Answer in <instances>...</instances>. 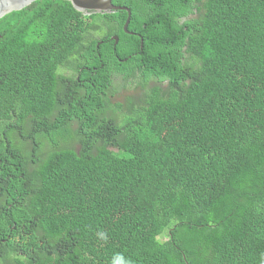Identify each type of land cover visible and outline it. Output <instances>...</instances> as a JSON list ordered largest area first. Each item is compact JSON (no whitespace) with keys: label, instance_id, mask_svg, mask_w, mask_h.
<instances>
[{"label":"trees","instance_id":"1","mask_svg":"<svg viewBox=\"0 0 264 264\" xmlns=\"http://www.w3.org/2000/svg\"><path fill=\"white\" fill-rule=\"evenodd\" d=\"M113 1L0 18V264H264V0Z\"/></svg>","mask_w":264,"mask_h":264},{"label":"water","instance_id":"2","mask_svg":"<svg viewBox=\"0 0 264 264\" xmlns=\"http://www.w3.org/2000/svg\"><path fill=\"white\" fill-rule=\"evenodd\" d=\"M37 0H0V18L15 11L25 8ZM73 6L85 15H91L93 13H112L119 10H125L128 12L127 20L124 24V30L130 34H136V32L129 30V25L132 19V9L126 5L115 4L113 0H69ZM112 39L115 40V44L119 42V36L114 35ZM142 38V48H143Z\"/></svg>","mask_w":264,"mask_h":264},{"label":"rangeland","instance_id":"3","mask_svg":"<svg viewBox=\"0 0 264 264\" xmlns=\"http://www.w3.org/2000/svg\"><path fill=\"white\" fill-rule=\"evenodd\" d=\"M139 82L136 80L135 82L131 83L128 88H120L121 84H122V81L120 79V77H116L115 80H114V87L117 91V93L112 96V100L114 102H126L128 101L127 98L131 97L134 102H138L137 99L139 98L140 95H142L143 93V88L138 84ZM120 88V89H119ZM119 90V91H118ZM133 102V103H134ZM77 128V125L74 126V129ZM12 134L16 137V140H17V146L20 147V146H30L29 144V140L26 139V138H22L19 134V131H12L11 132V137ZM29 135V134H27ZM74 133L72 132H67V134L63 137H60V139L58 140V142L61 144V145H64L66 146L68 143H70L69 141L72 140V137H73ZM33 139V138H32ZM50 140L47 141V144L50 145ZM20 145V146H19ZM51 146V145H50ZM56 146V144H55ZM21 148V147H20ZM22 149V148H21ZM114 151H119L117 148H114ZM29 156H31V151L29 149V152L27 153Z\"/></svg>","mask_w":264,"mask_h":264},{"label":"clouds","instance_id":"4","mask_svg":"<svg viewBox=\"0 0 264 264\" xmlns=\"http://www.w3.org/2000/svg\"><path fill=\"white\" fill-rule=\"evenodd\" d=\"M100 43H99V45H100ZM99 235L101 238H104V239L107 238L104 233H100ZM112 264H132V262L129 258H126L123 254L116 253V254H114V256L112 258Z\"/></svg>","mask_w":264,"mask_h":264}]
</instances>
